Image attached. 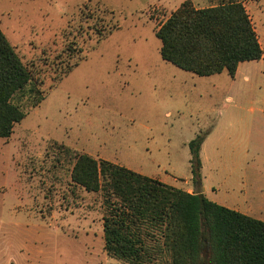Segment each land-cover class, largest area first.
Here are the masks:
<instances>
[{
    "label": "rangeland",
    "instance_id": "obj_1",
    "mask_svg": "<svg viewBox=\"0 0 264 264\" xmlns=\"http://www.w3.org/2000/svg\"><path fill=\"white\" fill-rule=\"evenodd\" d=\"M185 1L0 0V28L45 97H16L27 116L0 139V264H129L107 254L102 194L72 182L73 153L194 193L189 143L205 135L216 199L264 218V56L235 78L164 61L156 32ZM241 1L264 51V0ZM95 25L120 29L97 43Z\"/></svg>",
    "mask_w": 264,
    "mask_h": 264
},
{
    "label": "trees",
    "instance_id": "obj_2",
    "mask_svg": "<svg viewBox=\"0 0 264 264\" xmlns=\"http://www.w3.org/2000/svg\"><path fill=\"white\" fill-rule=\"evenodd\" d=\"M106 28L94 26L97 43L120 29ZM156 36L164 61L201 77L227 71L235 78L241 63L264 56L241 0H220L201 9L187 0ZM41 86L0 28V139L11 138L27 116L14 99L28 95L36 108L45 99ZM205 140L199 135L189 143L192 180L197 185ZM72 158V182L102 194L104 248L110 257L129 264H149L155 257L167 264H264V221L219 205L200 191L189 193L107 160L77 153Z\"/></svg>",
    "mask_w": 264,
    "mask_h": 264
},
{
    "label": "crops",
    "instance_id": "obj_3",
    "mask_svg": "<svg viewBox=\"0 0 264 264\" xmlns=\"http://www.w3.org/2000/svg\"><path fill=\"white\" fill-rule=\"evenodd\" d=\"M203 146H202V150H201V159H202V172H201L202 178H201V181H202V185H200V186H197L196 185L194 192H196V190H198V191H200V193H203L202 190L204 189V193L203 194H205L208 197V199H210L211 201L216 202L219 205H222V206L227 207L229 209L236 210V211H238V212H240V213H242L244 215H248V216H251L253 218H256V219H259V220L264 221V218L258 217V216H256L255 213L251 212V210H252L251 208H248L247 207V209H244V208L239 207V206H236V205H233L232 206V205H230L228 202H226L223 199H221V200H220V198L219 199H216V197L220 193V188L219 187H216L214 185L213 186L212 185H208V181L209 180H208V177L205 175L206 165H207V159L204 156L205 154H204ZM191 179H192V177H191ZM161 182H163V183H165L167 185L176 187V184L175 185H172L170 183H167L166 181H161ZM176 188H178V187H176ZM178 189H180V188H178ZM248 209H250V211Z\"/></svg>",
    "mask_w": 264,
    "mask_h": 264
},
{
    "label": "water",
    "instance_id": "obj_4",
    "mask_svg": "<svg viewBox=\"0 0 264 264\" xmlns=\"http://www.w3.org/2000/svg\"><path fill=\"white\" fill-rule=\"evenodd\" d=\"M202 192L204 193V189L202 190ZM198 193V190H196V192H194V194H197Z\"/></svg>",
    "mask_w": 264,
    "mask_h": 264
}]
</instances>
